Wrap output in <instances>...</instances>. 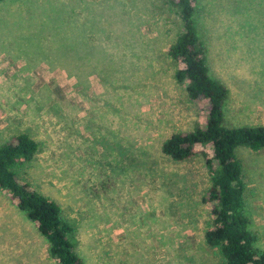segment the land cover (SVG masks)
<instances>
[{
	"label": "rangeland",
	"instance_id": "374dc122",
	"mask_svg": "<svg viewBox=\"0 0 264 264\" xmlns=\"http://www.w3.org/2000/svg\"><path fill=\"white\" fill-rule=\"evenodd\" d=\"M194 18L229 91L225 125L264 124V0H197ZM182 30L170 0L0 2V143L19 132L39 142L16 172L59 204L85 264H221L203 241L201 154L161 152L205 116L173 79L167 51ZM236 155L264 250V151ZM0 264H57L1 189Z\"/></svg>",
	"mask_w": 264,
	"mask_h": 264
},
{
	"label": "trees",
	"instance_id": "16d2710c",
	"mask_svg": "<svg viewBox=\"0 0 264 264\" xmlns=\"http://www.w3.org/2000/svg\"><path fill=\"white\" fill-rule=\"evenodd\" d=\"M170 2L183 27L167 51L179 65L173 79L185 88L191 101L204 105L205 116L192 130L173 132L162 142L161 152L174 161L201 154L208 177L201 202L210 215L203 241L217 251L221 264H264V250L255 245L256 234L249 229L243 169L236 155L239 147L264 151V124L225 125L223 105L229 91L209 73L207 47L200 39L194 18L197 0ZM38 148L39 142L24 132L0 143V189L34 224L57 264H85L70 239L72 227L61 216L59 204L16 172L15 167L30 161Z\"/></svg>",
	"mask_w": 264,
	"mask_h": 264
}]
</instances>
